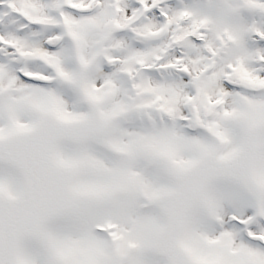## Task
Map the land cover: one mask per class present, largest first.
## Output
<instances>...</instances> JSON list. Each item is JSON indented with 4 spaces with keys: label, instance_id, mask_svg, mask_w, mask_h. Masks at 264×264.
<instances>
[{
    "label": "snow or ice",
    "instance_id": "1",
    "mask_svg": "<svg viewBox=\"0 0 264 264\" xmlns=\"http://www.w3.org/2000/svg\"><path fill=\"white\" fill-rule=\"evenodd\" d=\"M0 264H264V0H0Z\"/></svg>",
    "mask_w": 264,
    "mask_h": 264
}]
</instances>
